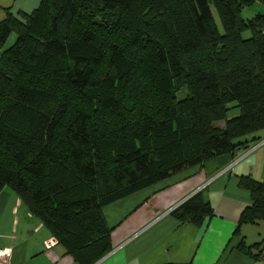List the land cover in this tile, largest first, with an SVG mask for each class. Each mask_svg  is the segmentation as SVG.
<instances>
[{
  "label": "trees",
  "instance_id": "obj_1",
  "mask_svg": "<svg viewBox=\"0 0 264 264\" xmlns=\"http://www.w3.org/2000/svg\"><path fill=\"white\" fill-rule=\"evenodd\" d=\"M256 2L41 0L8 11L0 192L12 188L76 261H99L112 248L106 205L260 139L264 14L243 17ZM239 185L251 205L236 234L264 221V178L242 175ZM172 214L201 227L214 209L199 191ZM239 248L264 257V241Z\"/></svg>",
  "mask_w": 264,
  "mask_h": 264
},
{
  "label": "crops",
  "instance_id": "obj_2",
  "mask_svg": "<svg viewBox=\"0 0 264 264\" xmlns=\"http://www.w3.org/2000/svg\"><path fill=\"white\" fill-rule=\"evenodd\" d=\"M41 0H0V20L8 11L32 12ZM0 49V54H1ZM260 139L235 156L207 161L132 193L103 208L112 228L111 250L94 264H264L240 250L264 237V221H238L251 205L250 193L239 177L264 178V130ZM203 192L214 214L199 227L183 224L172 211L197 192ZM262 241V240H261ZM4 264H81L68 254L42 219L6 186L0 192V262Z\"/></svg>",
  "mask_w": 264,
  "mask_h": 264
},
{
  "label": "rangeland",
  "instance_id": "obj_3",
  "mask_svg": "<svg viewBox=\"0 0 264 264\" xmlns=\"http://www.w3.org/2000/svg\"><path fill=\"white\" fill-rule=\"evenodd\" d=\"M258 13H262L264 14V4H262L261 2H256L254 3L252 6H249L248 8H245L244 11H243V17L245 19H250L252 17H254L256 14ZM214 15H215V18H216V21H217V24L220 28L221 31H223V26L220 22V19H219V16L217 14V12L214 10ZM15 34H12L10 36V38L8 39V43L6 46H9L11 45L14 40H15ZM251 36V32L249 29L245 30L243 32V37L244 38H249ZM187 94V88H182L178 93H177V97L178 99H182L186 96ZM239 113V110L237 108H234L230 111V116H235ZM264 241V237L262 239H260V241Z\"/></svg>",
  "mask_w": 264,
  "mask_h": 264
},
{
  "label": "built area",
  "instance_id": "obj_4",
  "mask_svg": "<svg viewBox=\"0 0 264 264\" xmlns=\"http://www.w3.org/2000/svg\"><path fill=\"white\" fill-rule=\"evenodd\" d=\"M0 264H4V261L0 262Z\"/></svg>",
  "mask_w": 264,
  "mask_h": 264
}]
</instances>
